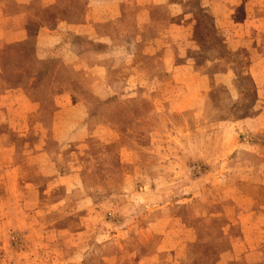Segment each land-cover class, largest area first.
<instances>
[{"label": "rangeland", "instance_id": "rangeland-1", "mask_svg": "<svg viewBox=\"0 0 264 264\" xmlns=\"http://www.w3.org/2000/svg\"><path fill=\"white\" fill-rule=\"evenodd\" d=\"M99 32L115 45L84 40L82 70L37 80L44 117L63 89L86 104L91 134L61 159L80 174L0 175V264H247L229 253L264 249V0H135Z\"/></svg>", "mask_w": 264, "mask_h": 264}, {"label": "crops", "instance_id": "crops-1", "mask_svg": "<svg viewBox=\"0 0 264 264\" xmlns=\"http://www.w3.org/2000/svg\"><path fill=\"white\" fill-rule=\"evenodd\" d=\"M73 2L82 3L83 10L71 6ZM134 2L135 0H0V51L10 45L17 46L33 41V59L29 60V64L56 60L76 70H82L87 59L84 57L85 49L81 42L87 40L94 45L102 43L103 46L112 48L116 42L115 37L101 35L99 27L119 17H126L129 5ZM66 9L77 10L74 12L78 16L71 18L63 14L56 19L48 17L50 12H65ZM145 12L141 11L142 14ZM13 56L17 57L16 54ZM1 58L2 56L0 62ZM103 66L102 62L93 65L97 69H102ZM48 74L45 75L41 68L32 66L14 74L17 81L13 85L0 66V175L3 174V178L10 175L14 182L12 185L5 184L7 187H19L22 190L35 188L31 181L32 176H29L34 171L37 175L58 183L64 178L80 174L75 169L67 174L61 173L55 160L61 162L68 151L67 144H80L91 134L89 124L86 121L83 123L86 104L76 87L62 88L63 91L55 93L59 102L52 116H42L41 111L45 105L38 99L40 83L37 80L46 79ZM62 75V72H57L50 77L63 80L66 76L63 75V78ZM34 114L39 117L31 120ZM69 124L73 125L72 128H66ZM6 128L9 132L4 131ZM13 132L24 140L21 151L11 136ZM50 134L53 141L64 144L58 152L48 149ZM26 174L29 175L25 176ZM256 224L260 226V223ZM258 230L256 228L250 232L254 241L261 236ZM244 239L247 240L248 237ZM229 254L237 259H245L247 264H264V249L247 244L243 238L234 245ZM226 259L228 258L223 257L221 264H226Z\"/></svg>", "mask_w": 264, "mask_h": 264}, {"label": "trees", "instance_id": "trees-1", "mask_svg": "<svg viewBox=\"0 0 264 264\" xmlns=\"http://www.w3.org/2000/svg\"><path fill=\"white\" fill-rule=\"evenodd\" d=\"M13 7H15V6L13 5ZM12 46L14 48L12 50L13 53H12L11 57L15 58V60L12 61L9 59L10 57L5 58V55H2L0 66H1L2 72L5 74L6 78L11 80L13 82V84H15L14 74L30 68V67H32V64H34V63L29 64V60L33 59V57H32L33 41H28L26 44H21V45H17V46H15V45L7 46L3 51H0V55L4 54L5 52H10L7 49L9 47H12ZM14 54H16L17 57H14L13 56ZM145 58L146 57L144 56L143 59H145ZM57 64H58V62L55 60V61L42 62L38 66H35V65H33V66L41 68L43 71V74L46 75L49 72H51L52 69H55L56 68L55 66H57ZM15 80L17 81V79H15ZM85 142L86 141H84V142L82 141L80 144L79 143L78 144L77 143L67 144L66 150L69 151V148H73V147L77 150L78 146L83 145V143H85ZM63 145L54 141L52 144V147H56V151L58 152ZM65 154H66V152H65ZM55 161L57 162L59 171L61 173H63V174L70 173L71 169L68 165L63 164L58 159H56Z\"/></svg>", "mask_w": 264, "mask_h": 264}]
</instances>
